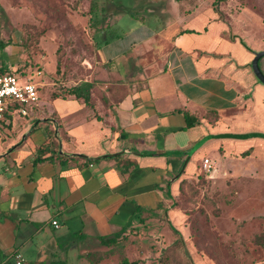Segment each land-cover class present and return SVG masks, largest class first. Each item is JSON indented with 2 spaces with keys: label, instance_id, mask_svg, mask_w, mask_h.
<instances>
[{
  "label": "crops",
  "instance_id": "crops-1",
  "mask_svg": "<svg viewBox=\"0 0 264 264\" xmlns=\"http://www.w3.org/2000/svg\"><path fill=\"white\" fill-rule=\"evenodd\" d=\"M24 12L31 13L25 3L0 0V18L19 21ZM149 22L137 21L97 50L98 66L87 81L104 102L94 96V109L70 98L46 101L33 113L39 99L24 117L13 113L1 123L0 264H15L16 253L21 264H71L70 251L77 249L81 263L84 253L107 250L99 238L126 227L134 205L156 213L170 201L174 209L177 182L199 150H204L200 159L213 161L211 153L242 155L262 148L256 138L209 140L168 187L185 156L158 154L184 153L208 135L234 133L232 123L264 129V87L251 73L253 54L230 40L221 23ZM3 52L7 47L0 51V67ZM248 95L258 113H239L238 103ZM206 112L218 119L209 121ZM184 114L196 117L198 125L186 128ZM5 125L10 133L4 136ZM44 142L49 152L36 162ZM112 155L130 161L128 175L122 176L113 159L86 162Z\"/></svg>",
  "mask_w": 264,
  "mask_h": 264
},
{
  "label": "rangeland",
  "instance_id": "rangeland-1",
  "mask_svg": "<svg viewBox=\"0 0 264 264\" xmlns=\"http://www.w3.org/2000/svg\"><path fill=\"white\" fill-rule=\"evenodd\" d=\"M17 3H25L31 13L24 12L19 21H8L4 15L0 18V41L7 45L0 68L19 74V83L25 78L39 86L40 104L33 107V113L42 109V103L52 94L61 95L63 89L88 80L91 70L98 66L99 42L121 36L137 27L140 20L151 25L154 21H216L243 51V45L252 54L264 50V0H224L219 4L214 0H101L97 9L103 11L94 19L89 14L92 0H9L11 6ZM181 28L182 24L171 27V34ZM249 100L250 95L238 103L239 113L259 112L260 108L254 110ZM261 109L264 111V101ZM232 124L230 130L235 132L229 134H264V129L253 128L252 124ZM3 129L4 136L10 133L7 125ZM253 141L264 143L260 138ZM259 149L248 156L211 153L212 173L201 168L205 158L200 159L204 150H199L191 170H185L177 182L176 208L170 210L171 202L164 203L144 226L135 225L126 236H120L101 264L122 260L188 264L182 250L170 248L177 237L165 219L179 232L191 264H264V247L255 243V237L264 233V144ZM79 253V249L70 251L71 264H88L85 258L79 263Z\"/></svg>",
  "mask_w": 264,
  "mask_h": 264
},
{
  "label": "trees",
  "instance_id": "trees-1",
  "mask_svg": "<svg viewBox=\"0 0 264 264\" xmlns=\"http://www.w3.org/2000/svg\"><path fill=\"white\" fill-rule=\"evenodd\" d=\"M99 1L101 0H92V4L91 7L89 8V14L91 15V18H95V16H97V13L100 11H103L102 8L97 9V5L99 3ZM176 1H180V0H176ZM217 4L223 2L224 0H214ZM186 33H192V31H183ZM118 37V36H117ZM116 37V38H117ZM110 40L108 39H104L101 42H99L98 44V49L100 48L101 45L107 44ZM7 45L3 42L0 41V51H2L4 48H6ZM243 47L245 49H247L249 52L252 53L251 49H249L247 46L243 45ZM263 60V59H262ZM262 62V61H261ZM260 65V64H259ZM263 67V66H262ZM5 68V67H3ZM3 68H0V74H5V73H9L7 71H5ZM261 68V67H260ZM58 69V66H57ZM58 71V70H57ZM12 74V73H10ZM62 94L61 95H57V94H52L50 100H55V99H74L76 101L81 102L82 104H84V106L94 109L95 105H94V96L99 97L101 100L104 99L102 98V96H97V93L95 91H93V87L91 83H88L87 80L80 82L78 85L75 86H71L68 88H65L62 90ZM30 106H20L18 104H14L12 107L9 108V110L6 112L5 117L7 119H11V115L13 114V111L15 110H19L21 108H24L25 110L29 109ZM208 115H212L213 117H216V113L214 112H206L203 114V117L208 119L210 121V119L207 117ZM185 116V120H186V128H191L193 126L198 125V119H196V117H191L188 114H184ZM49 152L48 149V145H45V142L40 145L37 149V154L38 157L35 159L36 162L41 161V156H43L45 153ZM250 153V151H246L245 153L242 154V156H248ZM57 158L60 159H64L65 161L67 160L66 157L62 156V155H58L55 154ZM122 157L121 155H112V156H105L102 158H95V159H87L86 162H95V161H99V160H107V159H113L116 161V164L120 170V173L122 174V176H126L129 174L130 170H131V163L129 160H119V158ZM75 159H77V156L74 157ZM73 158V159H74ZM79 159V157H78ZM183 183V181H181L179 184L181 185ZM135 211H134V216L131 218L130 223H128V225L126 227H124L123 229H121L118 233L114 234L113 236L110 237H100L99 238V244L101 247L106 248L107 250H105V252L103 254H101V251H95V252H87L86 254L83 255V257L89 262V263H98V262H102L103 260L106 259V257L110 256V249L117 244L118 239H120L122 235L126 236L127 231H129L130 229H132V227H135V225H145V222L147 221L146 219H152L155 215L154 210L151 209H145L142 208L138 205H134ZM173 208H176V198H175V205ZM165 219V218H164ZM166 224L168 225V228L170 229L171 233L174 234L177 239L175 241L174 244H172V246H170V248L172 247L173 249H180L183 251V253L185 254V256L187 257V262L188 264H191L189 256L187 251L184 249V245H183V240L179 234V232L173 228L171 226V224H169V221H167V219H165ZM195 229H198L196 226H194ZM195 233H193L194 235ZM199 235H202L201 233H199ZM255 243L256 245H259L261 247H264V233L256 236L255 237ZM118 264H136L135 262H129L128 260H122L120 263Z\"/></svg>",
  "mask_w": 264,
  "mask_h": 264
},
{
  "label": "built area",
  "instance_id": "built-area-1",
  "mask_svg": "<svg viewBox=\"0 0 264 264\" xmlns=\"http://www.w3.org/2000/svg\"><path fill=\"white\" fill-rule=\"evenodd\" d=\"M21 78L22 77L19 74L15 73L0 74V128L1 123L5 121V113L14 104L31 106L36 104L39 100L38 85L25 78H23V83H19ZM13 113L25 115L26 110L21 108L13 111ZM213 165L214 162L209 158H205L201 162V168L205 173L214 172ZM52 225L57 228V223L55 221L52 222ZM13 257L16 261L15 264H21L23 261L22 256L19 253L14 254Z\"/></svg>",
  "mask_w": 264,
  "mask_h": 264
},
{
  "label": "water",
  "instance_id": "water-1",
  "mask_svg": "<svg viewBox=\"0 0 264 264\" xmlns=\"http://www.w3.org/2000/svg\"><path fill=\"white\" fill-rule=\"evenodd\" d=\"M264 57V50L259 51V52H253V59L250 63V70L253 76L255 77L256 81L261 84L264 87V74L262 69L260 68V61ZM250 138H260L264 139V134L261 133H250L246 135H236V134H218V135H208L201 139L199 142H197L189 151L184 152V153H163V154H158V156H165V155H171V154H183L185 156V160L182 164V167L178 174L168 183V187L171 185V183L177 181L179 177L183 174L184 169L189 162L190 158L192 155L198 151L205 142L212 140V139H237V140H246Z\"/></svg>",
  "mask_w": 264,
  "mask_h": 264
}]
</instances>
